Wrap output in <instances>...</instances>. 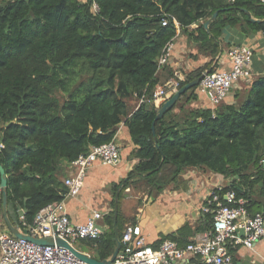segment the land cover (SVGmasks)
<instances>
[{"label": "trees", "instance_id": "1", "mask_svg": "<svg viewBox=\"0 0 264 264\" xmlns=\"http://www.w3.org/2000/svg\"><path fill=\"white\" fill-rule=\"evenodd\" d=\"M96 1L98 14L92 13L91 0H0V165L13 225L20 208L32 224L42 208L64 200L69 165L91 146L114 140L123 122L136 165L127 181L113 185V210L104 217L101 240L88 241L97 260L112 256L116 233L121 239L129 225L121 203L132 184L159 190L178 182L186 170L205 169L234 179L226 189L246 199L252 215L264 213V75L250 79L241 105L190 108L200 95L198 86L191 88L178 100L185 99L187 119L179 122L173 107L154 131L160 107L145 102L132 111L127 102L135 94L138 102L153 95L158 73L169 66L159 70V59L179 31L214 60L227 27L243 34L264 32V5L254 0ZM216 11L208 31L203 22ZM194 24L199 25L191 29ZM216 69L209 65L189 73L181 88ZM80 70L85 80L72 91ZM60 91L67 92L64 101ZM135 177L140 179L133 183ZM257 186L259 195L253 192ZM2 204L0 191L4 221ZM257 204L262 208L253 212Z\"/></svg>", "mask_w": 264, "mask_h": 264}, {"label": "built area", "instance_id": "2", "mask_svg": "<svg viewBox=\"0 0 264 264\" xmlns=\"http://www.w3.org/2000/svg\"><path fill=\"white\" fill-rule=\"evenodd\" d=\"M88 1L90 0H82L83 3ZM91 1L92 13L98 14L99 4L96 0ZM254 1L264 5V0ZM162 24L166 26L168 19H164ZM175 39L168 43L160 57L159 70L169 65ZM228 57L230 65L227 69L217 68L213 72L207 70L198 86L200 94L208 98L212 109L227 100L236 84L241 80H250L253 76L254 52L251 47L234 45L229 49ZM185 80L186 77L182 74L170 78L150 98L143 95L139 105L149 102L161 107L181 89ZM120 161L121 148L116 137L109 143L91 146L87 153L80 155L69 165V174L65 179L68 191L64 200L42 208L32 224L27 221L26 210H18L15 225L18 231L33 238H51L54 240L52 246L17 238L0 221V264H88L69 249L59 246L56 241L62 240L76 250L80 242L100 241L106 230V226L102 224L104 214L94 211L85 222L75 223L70 217L66 202L81 195L87 174L95 165L114 167ZM201 211L209 219V229L185 246H180L173 240H165L155 249L148 244L140 225H128L120 239L121 249L113 264H175L180 261L185 264H235L233 253L236 249L244 247L255 251L256 246L264 239V213L252 215L248 201L238 197L233 189L215 186Z\"/></svg>", "mask_w": 264, "mask_h": 264}, {"label": "crops", "instance_id": "3", "mask_svg": "<svg viewBox=\"0 0 264 264\" xmlns=\"http://www.w3.org/2000/svg\"><path fill=\"white\" fill-rule=\"evenodd\" d=\"M223 32L222 39H224L225 46L221 45V47L223 46L222 52L214 59L213 67L218 69L229 67L228 51L230 48L224 49L227 45H246L251 47L254 52L252 80L263 76L264 32L243 34L237 28L231 27H227ZM189 47L195 49L191 51L194 55L200 53L194 43L189 46L186 37L181 36L179 40L175 39L169 66L162 69L156 77L159 81L157 88L172 78V71L176 75L182 74L187 77L188 74L185 72L207 64L211 60L206 57L203 59H185L190 50ZM249 90L250 80H241L234 86L231 95L224 103L234 104L242 91L248 92ZM189 107L205 109L212 108V105L208 98L201 93ZM116 141L121 148L120 163L114 167L95 165L87 174L81 195L75 199L67 200V209L73 222H85L94 211L102 212L105 217L112 209L113 185L120 184L130 178V173L136 165V161L131 159V155L136 152V149L130 131L124 122L119 125ZM139 179V177H135L132 181L134 183ZM217 185L226 186L224 177L205 169L186 170L181 174L178 182L167 184L159 190L146 186L145 190L137 191L138 186L132 184L124 191L121 213L130 219L129 225L141 226L148 244L153 248L158 249L165 240H173L178 245L185 246L197 240L209 229L207 228V217L203 215L201 208L212 189ZM261 208L260 204L252 206L253 212ZM125 220L127 219L121 220L122 225ZM103 221L104 219L102 224H104ZM77 250L96 259L95 247L86 241L78 243ZM233 255L235 264H244L243 259H247L249 256L257 259L256 261H259L260 264H264V239L256 246L255 251L240 247L234 251ZM175 264L185 263L180 261Z\"/></svg>", "mask_w": 264, "mask_h": 264}, {"label": "water", "instance_id": "4", "mask_svg": "<svg viewBox=\"0 0 264 264\" xmlns=\"http://www.w3.org/2000/svg\"><path fill=\"white\" fill-rule=\"evenodd\" d=\"M220 11H216L213 16L207 20L204 24V27L206 30L209 31V26L210 24L218 17ZM257 22H260V20H254ZM204 75H201L200 77H198L197 79L187 83L185 86H183L178 92H176L169 100H167L162 107L159 109L158 114L156 116V119L153 123V131L155 130V124L156 121L161 119L168 111H170L175 104L178 102L179 98L186 93L188 90H190L191 88L195 87V86H199L201 80L203 79ZM164 159V157H163ZM0 174H1V185H0V189L2 190V194H3V204H2V211H3V217H4V221L6 226L8 227V229L11 231V233L16 236L17 238L20 239H24L26 241H30L39 245H54V240L51 238H33L31 236H27V235H23L21 234L18 229L13 225V223L11 222L10 218H9V213H8V196H7V192H6V188H7V177H6V173L4 168L0 165ZM114 214H115V224H116V219L118 216V204L116 201L115 204V208H114ZM116 248L112 254V256L108 259L105 260H97L94 259L72 247H70L68 245V243L62 241V240H57V244L59 246H63L67 249H69L76 257H78L80 260L88 263V264H113L114 261L116 260V257L118 255V253L120 252L121 249V241L119 238L118 233H116Z\"/></svg>", "mask_w": 264, "mask_h": 264}, {"label": "rangeland", "instance_id": "5", "mask_svg": "<svg viewBox=\"0 0 264 264\" xmlns=\"http://www.w3.org/2000/svg\"><path fill=\"white\" fill-rule=\"evenodd\" d=\"M82 1V0H81ZM209 20V19H208ZM204 24H205V22H203ZM198 25L199 24H194L192 27H191V29H196L197 27H198ZM224 33V32H223ZM187 32L186 31H180V32H178V34L176 35V40H179V38L181 37V36H184V37H186L187 38ZM188 39V38H187ZM220 43H221V45H223V46H225V44H224V39H222V36H221V38H220ZM188 44H189V46H190V42H189V40H188ZM222 46V47H223ZM222 47L220 48V53H218V54H216L214 57H215V59L221 54V50H222ZM232 46L231 45H227V47H225L224 49H229V48H231ZM189 52L187 53V55H186V58L185 59H203V57H206L207 59H211L207 64H204V65H202V66H200V67H194V68H192L191 70H188V72H185V74H189V73H191V72H196V71H198V70H201L202 68H204V67H207V68H209V65L212 67V65H213V62H214V60H212V58H211V56H210V52L209 51H207V53L206 54H202L201 52L198 54V55H194L191 51H193V50H195V49H191L190 47H189ZM198 50V49H197ZM196 50V51H197ZM205 59V58H204ZM208 65V66H207ZM81 72H79L78 73V75H77V77L75 78V80L73 81V83L71 84V86H70V90H75V91H78L79 90V85L85 80V72H83L82 70H80ZM189 71H191V72H189ZM197 79V78H196ZM195 80V79H194ZM193 81V80H192ZM67 92H64V91H60L59 93H58V97H59V99H60V101H64L65 99H66V96H67V94H66ZM185 94V93H184ZM248 96H249V91L247 92V91H242L241 92V94H240V96L238 97V100L236 101V103L237 104H239V105H241L247 98H248ZM184 101H185V99L182 101H178L177 103H176V105L174 106V107H177L174 111H173V115H176V116H178V120H179V122H182L183 120H185V118L187 119V117H188V115L190 114V110L186 107L187 106V104L186 103H184ZM128 105H129V108L132 110V111H135L136 109H137V107L139 106V102H138V97H137V95L135 94L134 95V97L133 98H131V99H129L128 101ZM162 107V106H161ZM160 107V108H161ZM181 108V109H180ZM255 177H252V179H254ZM232 180H234V179H232V178H225V182H226V186L227 185H232ZM236 183V182H235ZM144 184H146V183H144ZM145 187L146 186H140V187H137V191H143V190H145ZM0 191H2L1 189H0ZM255 191V193H256V195H259L260 194V187L259 186H257V187H255L254 188V190H253V192ZM113 210V207H112V209H111V211ZM110 211V212H111ZM109 212V213H110ZM130 218H131V215H130ZM0 221L1 222H3L4 223V221H3V218H2V215H1V213H0ZM130 221V220H129ZM128 224H130V223H128ZM77 247V246H76ZM257 260V259H256ZM255 259H254V257H251V256H249V257H247V259L246 258H244L243 259V261H244V264H260V262L259 261H256ZM253 261H254V263H253Z\"/></svg>", "mask_w": 264, "mask_h": 264}]
</instances>
